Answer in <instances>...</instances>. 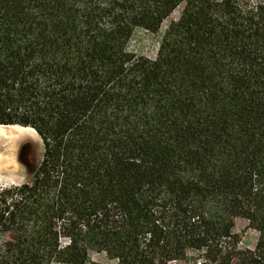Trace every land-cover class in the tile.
<instances>
[{
	"label": "trees",
	"instance_id": "trees-1",
	"mask_svg": "<svg viewBox=\"0 0 264 264\" xmlns=\"http://www.w3.org/2000/svg\"><path fill=\"white\" fill-rule=\"evenodd\" d=\"M0 125L42 142L0 264H264V0H0Z\"/></svg>",
	"mask_w": 264,
	"mask_h": 264
},
{
	"label": "rangeland",
	"instance_id": "rangeland-1",
	"mask_svg": "<svg viewBox=\"0 0 264 264\" xmlns=\"http://www.w3.org/2000/svg\"><path fill=\"white\" fill-rule=\"evenodd\" d=\"M177 16L178 10L162 23L157 32L135 28L127 41L126 49L137 55L155 57L167 24ZM41 154L42 142L34 129L19 125H0V188L25 180ZM234 230L240 235L241 248H252L255 245L258 233L248 226L245 219H236ZM9 236L0 233V243ZM88 258L102 264H116V260L109 258L103 251L90 250Z\"/></svg>",
	"mask_w": 264,
	"mask_h": 264
}]
</instances>
